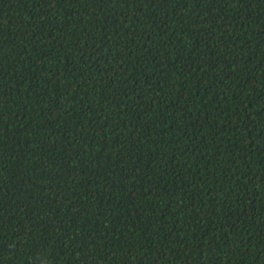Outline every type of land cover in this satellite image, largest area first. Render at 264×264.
Instances as JSON below:
<instances>
[{"label":"trees","instance_id":"trees-1","mask_svg":"<svg viewBox=\"0 0 264 264\" xmlns=\"http://www.w3.org/2000/svg\"><path fill=\"white\" fill-rule=\"evenodd\" d=\"M0 264H264V0H0Z\"/></svg>","mask_w":264,"mask_h":264}]
</instances>
